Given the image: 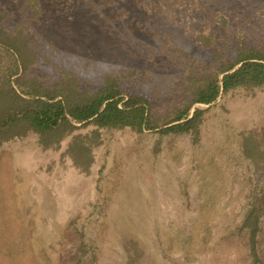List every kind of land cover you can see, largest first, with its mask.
I'll return each instance as SVG.
<instances>
[{"label":"rangeland","instance_id":"rangeland-1","mask_svg":"<svg viewBox=\"0 0 264 264\" xmlns=\"http://www.w3.org/2000/svg\"><path fill=\"white\" fill-rule=\"evenodd\" d=\"M0 29L26 41L21 78L68 71L94 91L114 77L165 120L240 47H264V0H0ZM206 106L198 134L102 129L78 163L71 136L3 143L0 264H253L242 221L264 199V89Z\"/></svg>","mask_w":264,"mask_h":264},{"label":"trees","instance_id":"trees-1","mask_svg":"<svg viewBox=\"0 0 264 264\" xmlns=\"http://www.w3.org/2000/svg\"><path fill=\"white\" fill-rule=\"evenodd\" d=\"M16 37L0 29V146L29 133L37 134L44 148L58 146L64 138L71 136L66 152L77 163L91 159L89 143L93 140L98 142L102 129L198 134L208 109L206 105L218 96L236 89H264V47H240L231 62L214 68L213 73L194 87L192 100L184 109L163 120L152 114L146 97L125 94L114 77L105 78L94 91L81 88L68 71H64L62 78L52 86H44L34 76L21 78L20 73L25 71L29 60L24 52L26 41L19 47ZM12 39L17 54L9 47H1L3 42ZM195 103L204 106H196L191 111ZM81 129H87V132L82 134ZM262 215L264 199L258 196L242 221V227L248 229L253 264L259 261L256 234Z\"/></svg>","mask_w":264,"mask_h":264}]
</instances>
